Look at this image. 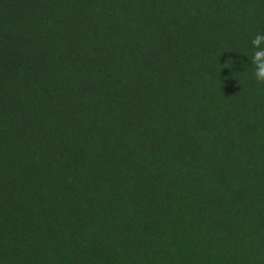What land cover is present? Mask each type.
<instances>
[{"label":"trees","instance_id":"16d2710c","mask_svg":"<svg viewBox=\"0 0 264 264\" xmlns=\"http://www.w3.org/2000/svg\"><path fill=\"white\" fill-rule=\"evenodd\" d=\"M257 34L264 0H0V264H264Z\"/></svg>","mask_w":264,"mask_h":264},{"label":"clouds","instance_id":"9594fccd","mask_svg":"<svg viewBox=\"0 0 264 264\" xmlns=\"http://www.w3.org/2000/svg\"><path fill=\"white\" fill-rule=\"evenodd\" d=\"M251 43L256 49L252 58L255 67L254 76L258 82H264V47H261L264 44V34H257Z\"/></svg>","mask_w":264,"mask_h":264}]
</instances>
